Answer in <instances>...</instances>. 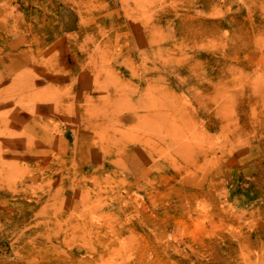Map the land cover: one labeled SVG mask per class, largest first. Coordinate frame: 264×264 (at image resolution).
Returning <instances> with one entry per match:
<instances>
[{
    "label": "rangeland",
    "instance_id": "rangeland-1",
    "mask_svg": "<svg viewBox=\"0 0 264 264\" xmlns=\"http://www.w3.org/2000/svg\"><path fill=\"white\" fill-rule=\"evenodd\" d=\"M0 264H264V0H0Z\"/></svg>",
    "mask_w": 264,
    "mask_h": 264
}]
</instances>
